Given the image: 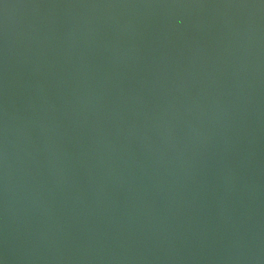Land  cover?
Returning a JSON list of instances; mask_svg holds the SVG:
<instances>
[{
	"label": "water",
	"instance_id": "1",
	"mask_svg": "<svg viewBox=\"0 0 264 264\" xmlns=\"http://www.w3.org/2000/svg\"><path fill=\"white\" fill-rule=\"evenodd\" d=\"M0 264H264V0H0Z\"/></svg>",
	"mask_w": 264,
	"mask_h": 264
}]
</instances>
